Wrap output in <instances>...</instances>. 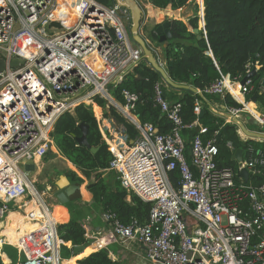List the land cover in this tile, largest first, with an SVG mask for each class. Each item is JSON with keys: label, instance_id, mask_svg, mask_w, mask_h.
<instances>
[{"label": "built area", "instance_id": "1", "mask_svg": "<svg viewBox=\"0 0 264 264\" xmlns=\"http://www.w3.org/2000/svg\"><path fill=\"white\" fill-rule=\"evenodd\" d=\"M143 2L153 5L151 0ZM67 3L0 0V55L6 61L0 72V221L14 209L27 208L23 219L36 225L26 233L33 255L17 246V264L59 263L58 248L63 241L57 235L51 206L30 187L21 164L52 148L50 133L55 121L79 104L93 110L112 154L109 169L117 173L121 187L150 204L144 223H123L114 213L103 212L111 233L136 240L144 247L146 259L157 264H264V181L247 183L238 174L245 168L248 178L264 175V154L248 145L246 157L242 154V161H236V170L219 165L214 139L201 138L199 133L205 129L197 119L183 124L181 104L165 99L160 82L154 84L153 100L171 122V129L159 134L151 123H140L132 114L136 94L122 89V104L109 94L110 85L119 83L143 59L127 32L131 25L128 7L120 0L110 5L80 0L73 5L72 19ZM195 4V16L200 6L204 22V2L195 0ZM203 34L206 38L204 24ZM13 58L23 63L11 67ZM250 90V79L239 84L240 100L223 85L221 75L195 93L202 98L229 94L240 108L212 103L211 111L232 117L246 111L264 129V113L256 116L245 107ZM96 96L106 99L138 130L135 139L123 130L117 142L112 140L109 129L100 125L103 113L94 102ZM201 109L196 98L193 112L199 115ZM225 122L232 121L225 118ZM191 126L199 127L190 143L193 169L181 137V130ZM226 145L232 148L230 142ZM39 147L43 150L36 156ZM174 170L179 173L176 186L168 178Z\"/></svg>", "mask_w": 264, "mask_h": 264}, {"label": "trees", "instance_id": "2", "mask_svg": "<svg viewBox=\"0 0 264 264\" xmlns=\"http://www.w3.org/2000/svg\"><path fill=\"white\" fill-rule=\"evenodd\" d=\"M101 3L112 4L114 0H97ZM188 0H151L154 7L178 9L186 5ZM204 2V28L206 38L189 31L181 20H170L172 39L167 41L162 49L164 67L169 77L176 83L186 84L195 89H203L221 75L228 81L239 82L248 70L257 69L250 78L251 90L245 95L246 101H250L252 95L256 100L251 103V108L258 115L264 113V0H203ZM69 12V9H68ZM70 13V12H69ZM192 26H196L194 20ZM149 39L157 43V35L153 30L148 34ZM212 56H208V49ZM145 59H141L124 78L116 85H110L109 94L119 104H122L120 92L127 89L138 96L132 114L140 123H151L159 134H165L171 129V122L160 112L159 107L153 100V87L157 82L162 83L165 99L170 103H180V116L183 124H190L197 119L198 124L205 129L199 133L198 126L185 127L181 130L184 154L188 165H191L189 155L190 143L196 134H200L204 141L214 139L218 147L217 162L219 165L230 166L237 169L234 158V150L243 149V157L247 155V146L253 145L264 154V140H243L237 133V126L225 122L223 116L214 114L210 105H218L240 108L241 104L235 101L229 94L224 97L217 95H204L202 98L190 89H175L163 82L161 75L152 69ZM229 75V76H228ZM230 77V78H229ZM233 80V81H232ZM199 99L202 104L203 114L195 115L193 112L194 100ZM139 101V102H138ZM94 102L101 109L104 118H111L124 128L129 139H135L138 130L132 126L117 109L108 104L104 98L96 96ZM107 107V109H105ZM75 109V110H74ZM71 112L62 113L53 125L50 133L52 149H55L63 158L69 161L76 171L66 169L64 174L70 181L82 185L84 179L90 180L88 192L92 195L93 209L96 213L112 212L123 223L136 220L144 223L147 219L150 204L141 201L134 194H129L120 185L118 175L109 168L112 154L109 146L103 139L98 122L95 119L90 106L79 104ZM98 112V109H97ZM79 123L88 124L87 141L91 147L97 148L95 152L84 145H79L75 137L80 135ZM264 132V129L257 128ZM183 135V136H182ZM230 142L232 148L226 144ZM47 153L44 159H47ZM98 173L97 175H93ZM114 173V174H113ZM113 174V175H112ZM170 182L176 186L179 178L177 170L168 173ZM264 181V175H250L247 183L259 184ZM52 183V181H50ZM129 197V199H127ZM79 197L72 194L68 207L71 212L74 206L78 211L76 202ZM76 203V204H75ZM60 206V205H59ZM82 211V210H80ZM78 217H62L56 211L58 221L64 222L56 225V232L63 242L70 241L72 246H87L89 239L85 236V229L76 219ZM68 220V221H67ZM4 246L2 252H17L15 248ZM89 246L82 253L93 251ZM62 255L69 258L73 255L72 250L64 245L61 246ZM12 263L18 261V255L11 256ZM0 264H4L0 257ZM76 264H122L113 260L105 248H99L81 259Z\"/></svg>", "mask_w": 264, "mask_h": 264}, {"label": "crops", "instance_id": "3", "mask_svg": "<svg viewBox=\"0 0 264 264\" xmlns=\"http://www.w3.org/2000/svg\"><path fill=\"white\" fill-rule=\"evenodd\" d=\"M136 1L142 7V13H143L142 17L143 18L146 17L143 20L144 25L150 24V26H155L158 23H161L167 17L170 20H181V21H183L189 31H191L192 28L197 27L200 30L199 35L200 34L202 36L204 35L203 34L204 22L202 20V10H201V7L199 6L198 7V17H196L195 16V14H196L195 0H188L186 5L178 8V9H172L170 7V5L167 6L166 8H157V7H154L153 5H149L145 2H143V0H136ZM67 8L69 9L70 17L73 19L74 17H73V14L71 13L69 6H67ZM193 20L196 24L195 27L192 26V24H191V21H193ZM148 38H149V36H148ZM148 38L146 39V41L149 43L148 45L151 46V48L154 52V55L157 58V61L165 69L164 58L162 56V49L164 48L163 45L160 44L157 46V45H155V43H153ZM206 54L208 56L213 55L210 48L208 49ZM257 67L258 66H256V69H257ZM165 71H166V69H165ZM228 82L233 85V86L227 85L228 89L231 90V89L238 88V86H237L238 83L230 82V81H228ZM249 102H250V104L251 103L256 104V102H253V101H249ZM216 105L217 104L215 103L214 106H216ZM211 106H213V105H210V107ZM234 117L236 119H238L245 126V128L247 130L260 132V131H257V128H259V127H258V125L253 123V120L250 118L248 112L242 111ZM236 126H237V133L240 136V138L243 140L248 139V137L245 136L242 133V131L240 130L239 125H236ZM43 159H44V157H43ZM39 160H40V158L37 157L33 161L27 162L24 165V168H29L32 170L36 169V167L38 166ZM67 162L73 169H75V167L69 161H67ZM50 167H52V165L49 166L48 171L46 172V175H45L46 176V182L44 184L40 185L39 187L41 189L40 190L41 191L40 192L41 198L47 204H50V206H51L50 209H51L52 217H53L56 224L66 222V221H64V222L58 221V218L55 215L57 213L56 211H58L62 217H71V218L74 217L75 218V217H78L80 215L79 211L82 210V211H80L82 213V216L76 220H77V222H80L82 224V226L84 227L85 232H86L85 236L90 240L88 245L84 246V249L89 248V246H93V248H94L93 251L98 250L99 248H105L113 260L119 261L122 264H157L154 262H150L148 259H146L144 247L141 244H139L136 240H125V239L121 240L119 237L114 236L110 232L107 223L102 219V213L98 214L94 211L93 206H92V203H93L92 195L88 192L87 188L84 189V188L80 187V196H78L79 200H78V202H76L77 205L79 206L78 208H81V209H79V211L74 206H72L73 210L71 209V212H70L67 204L66 205H60V206L58 204L55 206L53 201L49 197L48 190L51 189V191H53L54 188L52 187V184H53L54 180L57 179V177L55 175L58 174L59 170L56 168V166H55V168H52V169ZM106 170L109 171L111 169L108 168ZM50 181H52V183H50ZM32 189H34L36 191L35 188H32ZM82 192H83V194H82ZM127 199H129V197H127ZM10 213L13 215L10 221H8V217L6 219H3L2 221H0V238L2 239V246H3V244L4 245L8 244V245H11L13 248H15L17 251L18 259H19V253H18V250L16 247L20 246V245H21V247L24 248V250L26 251V253L28 255L32 256L33 253L32 252L30 253L28 251V246H27L28 237H30V236L27 235L26 233H28V231H32L33 229H35L36 225H34L32 222L25 221L22 217L23 212H21L20 210H13ZM41 233H42V231L39 232V234H41ZM57 244H58V242L56 241V245ZM62 245H64L68 249H71L73 255L70 256L69 258H65L62 255V251H61ZM83 250H81L78 253H74L73 252V246H72L70 241L63 242V243L59 244V248H58L59 263L58 264H76V261L78 259H81L84 256L88 255L89 253L93 252V251H91V252H87V253H82ZM0 254H1V251H0ZM2 262L4 264H13L12 260L6 255L5 256L2 255ZM15 264H17V263H15ZM48 264H56V263L53 262V263H48Z\"/></svg>", "mask_w": 264, "mask_h": 264}, {"label": "water", "instance_id": "4", "mask_svg": "<svg viewBox=\"0 0 264 264\" xmlns=\"http://www.w3.org/2000/svg\"><path fill=\"white\" fill-rule=\"evenodd\" d=\"M125 6L128 7L130 11V16H131V25L129 30L127 31L130 35V38L135 44H137L141 51H142V58L145 59L147 64L157 71L160 75L162 80L169 86L175 88V89H190L193 92H196V89L186 85V84H180L174 82L165 69L162 67V65L157 61V58L154 55V52L152 48L148 45L146 40L139 34L138 29L140 26V21L142 19V7L139 5V3L136 0H120ZM153 33L157 35V43L162 44L163 47H166L167 41L171 40L173 35L170 30V19L167 17L161 22L158 23L155 26H151ZM191 31L197 35L198 38L201 37L199 35V29L197 27L192 28ZM23 60L20 58H13L10 62L9 65L11 67H16L19 64H22ZM6 67V61L5 59L0 55V72ZM256 69H251L240 81L239 84L243 85L245 82L251 78L253 73L255 72ZM256 100V95H252L250 97V101H255ZM203 110L201 109L199 113V117L203 114ZM223 117L231 119V123L235 125H239L240 130L242 133L247 136L250 139L254 140H264V132H255V131H249L245 128V126L235 117L230 116L229 114L223 113ZM253 123L256 124L255 121ZM78 128L80 129L81 134L75 137L76 142L79 145H84L90 149V151L95 152L97 148L91 147L90 144L87 141V131H88V124L86 123H79ZM242 154H243V149L237 148L234 150V158L236 159L237 162L242 161ZM239 176L243 177L244 181H247L248 178V171L243 168L239 171ZM53 185L55 187V190H53L50 194H52L56 201L58 203H65L70 201V198L73 193H76L77 196H80V187L81 185L75 184V183H70L68 178L66 177L65 174H61L57 177V179L54 180ZM88 188V185L86 186ZM51 191V189H50ZM58 205V204H57ZM60 205V204H59ZM264 236V233H263ZM84 249V245H75L73 246V252L78 253L81 250Z\"/></svg>", "mask_w": 264, "mask_h": 264}, {"label": "rangeland", "instance_id": "5", "mask_svg": "<svg viewBox=\"0 0 264 264\" xmlns=\"http://www.w3.org/2000/svg\"><path fill=\"white\" fill-rule=\"evenodd\" d=\"M80 0H68V6H69V8H70V10H72V8H73V5H75L76 3H78ZM146 18V17H145ZM145 18H143L142 17V19H141V21H140V26H139V29H138V32H139V34L146 40L147 38H148V34H149V31L146 29V26L148 27V28H150L151 26H150V24H147V25H144L143 23H144V19ZM130 28V27H129ZM129 28H128V30H129ZM149 39V38H148ZM147 42V41H146ZM132 43L134 44V45H137V44H135V42H133L132 41ZM148 43V42H147ZM149 44V43H148ZM150 46V45H149ZM151 47V46H150ZM105 109H107V107L105 108ZM92 112H93V110H92ZM97 115H99V114H97ZM100 125H101V127H105V128H108L109 129V131H110V136H111V138H112V140H114L115 142H117L118 140H117V137H120V134H121V132L124 130V128L122 127V125L121 124H119V123H117L116 121H114L113 119H109V118H103V116H102V118L100 119ZM52 149V148H51ZM47 149V150H45V152L43 153V155L40 157V160L38 161V166L36 167V169H34V170H32V169H29V168H24V166L21 164V167L23 168V173H24V176H25V178H26V180L29 182V185H30V187H32V188H35L36 189V191L37 192H41L40 190V185H42V184H44L45 182H46V172L48 171V168H49V166L50 165H54V166H56V168L59 170V172H58V174L57 175H55L56 177H58L59 175H61V174H63L64 172H65V170L66 169H71V170H74L69 164H68V162H67V160L65 159V158H63L60 154H58V152H56L55 151V149ZM47 153H49L48 154V156H47V159H43V157H45V155L47 154ZM42 165H44L43 166V168H42ZM48 165V166H47ZM40 168V169H39ZM47 170H46V169ZM46 170V171H45ZM42 171V172H41ZM74 171H76V170H74ZM35 172V173H34ZM41 174V175H40ZM44 174V175H43ZM98 173H94L93 175H97ZM54 176V177H55ZM94 177V176H93ZM93 177L90 179V180H92L93 179ZM90 180H87V179H84V182L82 183V185H81V187L82 188H86V185H88V183H89V181ZM48 194H49V197H50V199L53 201V203H54V205L56 206L57 204H61V205H66V204H68V202H65V203H58L57 201H56V199H55V197L52 195V194H50L52 191H50V190H48ZM11 204V203H10ZM15 210V209H14ZM24 210H27V208H24V209H22L21 210V212H24ZM13 211V210H12ZM12 214L10 213H8L7 214V216H6V218L8 217V221H10L11 220V218H12ZM57 225V224H56ZM121 240H124L123 238H121V237H119ZM4 246H6V245H4L3 244V246L1 245L0 246V251H1V259H2V255L3 256H8L12 261H15V260H13L9 255H11V256H13V255H15V253L17 254V252H12V254L11 253H6L5 251H3L2 252V249H4ZM7 249L8 248H12L13 249V247L11 246V245H8L7 244ZM137 246V245H136ZM4 253V254H3ZM17 263V262H16ZM13 264H15V262L13 263Z\"/></svg>", "mask_w": 264, "mask_h": 264}, {"label": "bare ground", "instance_id": "6", "mask_svg": "<svg viewBox=\"0 0 264 264\" xmlns=\"http://www.w3.org/2000/svg\"><path fill=\"white\" fill-rule=\"evenodd\" d=\"M59 8V7H58ZM57 11H59V9H57ZM201 35V34H200ZM202 36V35H201ZM145 61V60H144ZM223 85L227 88V85H230V86H233L232 84H230L229 82H228V80L225 78V77H223ZM238 86V88H236V89H231V91L235 94V95H237V97H239V99L241 100L242 98H241V94H240V92H239V84L237 85ZM139 102V101H138ZM245 107H246V109L247 110H249V111H251L254 115H256V116H259L255 111H253V109L251 108V105H250V102H248V103H246L245 104ZM75 110V109H74ZM133 126V125H132ZM183 136V135H182ZM184 139V138H183ZM186 145V144H185ZM186 147V146H185ZM42 150H43V148L42 147H39V149L36 151V156H38L41 152H42ZM29 165V164H28ZM30 166V165H29ZM32 166V165H31ZM43 166L44 165H42V168H43ZM48 166V165H47ZM51 169L52 168H55V166L53 165L52 167H50ZM40 169V168H39ZM46 169V168H45ZM47 170V169H46ZM45 170V171H46ZM42 172V171H41ZM35 173V172H34ZM41 175V174H40ZM44 175V174H43ZM82 191V190H81ZM82 194H83V192H82ZM135 196V195H134ZM61 205V204H60ZM113 234V233H112ZM114 236H115V234H113Z\"/></svg>", "mask_w": 264, "mask_h": 264}, {"label": "flooded vegetation", "instance_id": "7", "mask_svg": "<svg viewBox=\"0 0 264 264\" xmlns=\"http://www.w3.org/2000/svg\"><path fill=\"white\" fill-rule=\"evenodd\" d=\"M147 28V30L149 31V33L151 32V30H152V27H150V28H148V27H146ZM52 187L54 188L53 190H55V187H54V185L52 184Z\"/></svg>", "mask_w": 264, "mask_h": 264}]
</instances>
